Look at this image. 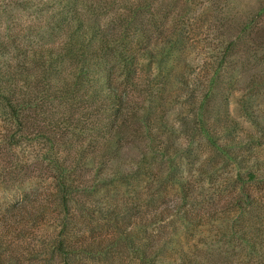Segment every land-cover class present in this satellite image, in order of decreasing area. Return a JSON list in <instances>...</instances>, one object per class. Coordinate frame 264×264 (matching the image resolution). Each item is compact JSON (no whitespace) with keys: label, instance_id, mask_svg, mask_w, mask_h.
Returning <instances> with one entry per match:
<instances>
[{"label":"rangeland","instance_id":"rangeland-1","mask_svg":"<svg viewBox=\"0 0 264 264\" xmlns=\"http://www.w3.org/2000/svg\"><path fill=\"white\" fill-rule=\"evenodd\" d=\"M147 1L150 12L140 19L146 29L151 30L148 23L155 16L166 13L169 17L162 26L167 35L172 27L180 26L176 22L172 26L174 16L186 13L185 26H180L185 37L164 60L166 53L153 50L161 46L153 35L147 44L149 53L136 54L129 72H121L115 64L109 88L122 96L138 119L151 124L152 138L124 132L121 149L106 161V171L117 173L116 183L98 182L102 196L98 192L86 198L80 192L70 205L74 218L78 217L72 234L84 236L82 247L93 253L76 259H82V264H141L129 245L133 239L126 235L133 227L138 243L147 235L159 237L156 248L164 251L160 264H264V13L257 15L264 0H190L188 7L184 0H81L77 13L87 32L92 28L120 30L122 25H116L119 16L132 4ZM26 2L20 6L16 0H0V39L11 43L13 37L16 43L0 53V74L16 69L30 83H38L41 69L30 51L52 48L57 52L66 26L62 31L58 27L62 0ZM231 40L236 46L220 65L224 47ZM95 51V43L87 49ZM112 57L109 64L114 63ZM23 63L25 68L19 69ZM76 67L72 61L61 64L59 81H70ZM160 68L165 69L162 77ZM216 68L211 86L208 81ZM17 82L24 84L23 80ZM59 95L52 91L46 100L44 108L48 105L51 117L33 114V120L24 123L25 136L33 140L17 149L5 143L4 137L12 130L6 132L11 125L9 112L0 103V217L7 207L37 195L45 200L44 214L51 217L38 239L33 228L32 237L19 235V225L10 227L11 218L6 219V227H0L1 241H19L23 264H64L44 237L52 239L58 233L62 216L52 214L53 171L43 161L44 150L33 137L49 133L48 121L42 118L49 117L61 126L68 118L76 123L75 132L66 134L68 141L78 144L76 149L85 147L86 141L100 144L103 134L104 139L109 138L110 129L105 126L102 133L98 127L95 110L82 118L80 102L62 106L56 100ZM198 118L204 120L207 136L199 128ZM55 150L57 155L67 156L60 145ZM161 153L167 164L161 163ZM97 155L93 164L77 169L90 184L96 180L101 151ZM152 206L165 208L161 223L137 217L136 209L149 215ZM123 220L133 224L125 228ZM30 244L37 245L34 251Z\"/></svg>","mask_w":264,"mask_h":264},{"label":"trees","instance_id":"trees-1","mask_svg":"<svg viewBox=\"0 0 264 264\" xmlns=\"http://www.w3.org/2000/svg\"><path fill=\"white\" fill-rule=\"evenodd\" d=\"M16 1L20 2L18 4L20 6L22 4H28L26 0ZM80 1L81 0H62L61 2L62 10L60 13L58 12L60 24L58 27L60 31H62L64 25L66 26V36L64 35L65 38L62 40V44L57 52H52V48L48 50L38 48L30 51L36 65L41 69L40 76L37 77L38 83H30V78L28 79V77L23 76L24 74H21L16 69L10 68L7 71H2L0 74V103L8 110L10 118V123L9 119L8 123L11 124L6 132L8 133L9 130H12L10 134L4 137L8 147L17 149L22 148L26 142L30 144V141L33 139H31L32 137L27 138L25 136L22 130L24 123L32 121L33 114L36 117L39 113L43 116L48 114V116L50 115L51 117V113L47 110L48 105L46 109L44 106L46 100H50V93L52 91L60 94L56 96V100H58L62 106L70 102L76 103V101H79L81 105L80 108H82V112L84 113L82 118H86L87 115L94 113L93 110H95L98 115L96 121L100 123L98 127L102 133L105 126L107 127L106 129H110L108 131L110 139L107 137L104 139L105 135L103 134V139H101L100 144H95V140L86 141L85 147L80 146V149H76L78 144H74L66 138V134L75 132L78 126L76 123L73 124L68 118L64 120L63 126H61L56 121L52 122L49 117L48 119L43 117L42 120L45 123L48 121L46 123L48 126L47 131H49L48 135L42 132L34 134L33 136L37 144L42 146V150H44L42 154L43 161L48 163L51 168L50 170L53 171L52 193L54 194L53 205L55 210L52 214L57 213L59 217L62 216L61 219L58 218L60 224L58 233L53 235L52 239L50 235L44 237L48 239L51 246L54 245L52 247L54 253L62 257L60 260H63L64 264H82V259L77 261V255L83 254L93 256L92 252H88V250L82 247L84 236L81 237V235L77 233L74 235L72 234V227L77 222V220L74 219L78 218H74V212L71 210L70 206L72 202L77 198L80 192L85 193L84 196L86 198H88L87 195L91 196L93 193H98L101 190L99 188L100 186H98V182H108L109 184L116 183L117 173L106 171L108 167H106V161L110 159L112 154L115 156V153L121 149V139H123L124 132H129L130 135L136 137L145 134V137L149 139L152 138L151 124L145 123V120L138 119L133 108L124 102L122 96L115 90L109 88L115 64L118 65L121 72H129L130 64L133 65L135 63L136 54L145 56V53H149L147 44L149 43L150 37L153 35L156 36L155 38L159 40V44H161L160 48L155 46L153 50H158V52L162 50L163 52L160 51L161 54L166 53L163 60L166 59L169 54L174 51L177 43L181 41V38L184 39V30H182L180 26H185L186 23V13L183 15H175L172 20V26L175 22L180 26L178 28L172 27L173 30H168L167 35H165V32H163L165 29L162 24L167 20L169 14L160 13L155 16L156 20L149 21L148 24L152 27L151 30L146 29V26L142 24L140 19H142L143 16L141 17V15L143 13L150 12L151 3L147 1L141 5L132 4L133 6L127 9V13L121 17L119 16L117 20L120 23L116 25H122L120 30L107 29V31H104L99 28H92L91 31L87 32L83 30L82 20L77 13V7ZM184 1L187 6L190 0ZM211 5H213V3ZM260 13H264V7L260 8L259 13H257L258 17L263 15ZM179 22H181V24H179ZM242 32L244 33L245 30L243 29ZM11 40H13V42L8 43L0 39V53L7 51V46H9V44L16 45L13 37H11ZM94 43L96 44V51L93 53L87 52V49L91 48ZM235 46V42L232 40L226 44L219 61L220 65L231 56ZM23 56L26 58L25 53ZM111 56H114L112 57L114 63L109 64L108 62ZM66 61L74 62L77 67L73 72L74 74L70 76V81H59V78H62L60 72L61 64ZM21 65L23 67L24 63ZM22 67H19V69L25 68ZM217 70H219V68L213 71L208 81L211 86L214 85ZM164 72L165 69L160 68L159 76L162 77ZM95 74H98V76L96 77ZM20 80L24 81V84L21 86H19L17 82ZM56 82L61 84V86L59 87ZM41 83L43 86H39ZM32 91H34L33 96L31 95ZM96 101H101L99 102V107H97L98 103H96ZM203 106L204 103L199 107V113ZM101 117L104 118V122L100 121ZM197 124L199 128H202L203 134L207 136L208 134L204 128V120L198 118ZM15 126L17 127L16 130H14ZM57 131H59L60 134ZM55 135H57L58 138H56ZM27 139L29 140L27 141ZM79 144H81V142ZM58 145L67 150L65 153L67 156H62L61 154L57 155L59 152L55 150V148ZM99 151H101V155L99 156L100 161L97 160L98 165L96 166L98 170L95 171L94 175V179L96 180L90 184V181L85 180L83 174L77 173V169L81 168L86 163L93 164L96 158L95 155H97ZM159 157L161 163L164 162L167 164L168 159H165L164 154L163 160L162 153ZM130 173L125 175V177H128ZM19 180H21V177ZM100 195L102 196L103 194ZM31 199L23 198L21 202H16L9 208L7 207L4 209V213H2L4 217H0H3L2 220H0V227L8 223L6 219L11 218L10 227H13L14 224L21 226L20 228L18 226L17 229L19 235L21 233L23 235L28 233V235L31 236L29 233H32L31 228H33L36 230L34 238L36 237L38 239V236H42L41 231L45 223L49 222L48 219L51 217L44 214L46 204L44 203L45 200L42 199L40 195ZM106 200L107 198H105V204ZM56 209L59 211L55 212ZM165 213V208L157 210V207L154 206H152L149 215H144V213L142 214V212L140 213L136 209L137 217L140 216L142 221L150 219L153 223H161L166 215ZM146 216L147 219L145 218ZM128 217L132 219L131 215ZM123 223L125 228L133 224H131V220H127V222L123 220ZM139 227L140 226H138V228ZM145 230H147V228H145ZM126 231L132 232L126 235L129 236L127 238L133 239L130 240L131 242L129 245L139 263L160 264L162 262L161 256L164 251L156 248V244L160 243L159 237L147 235L141 238L142 240L138 243L136 242L137 231L133 229V227ZM73 240L76 242H73ZM18 242L15 239L10 241L0 240V264H23L21 256L23 257L24 253L21 252V245H19ZM77 243L79 245H77ZM113 243L116 245L117 242L114 241ZM32 245L33 244H30V250L33 248L34 251L37 245L34 247ZM97 253L98 252L94 254Z\"/></svg>","mask_w":264,"mask_h":264}]
</instances>
